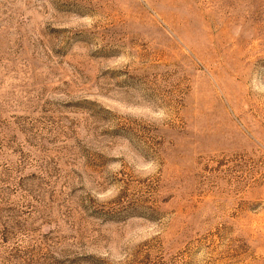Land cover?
Wrapping results in <instances>:
<instances>
[{
  "label": "rangeland",
  "instance_id": "rangeland-1",
  "mask_svg": "<svg viewBox=\"0 0 264 264\" xmlns=\"http://www.w3.org/2000/svg\"><path fill=\"white\" fill-rule=\"evenodd\" d=\"M0 264H264V0H0Z\"/></svg>",
  "mask_w": 264,
  "mask_h": 264
}]
</instances>
